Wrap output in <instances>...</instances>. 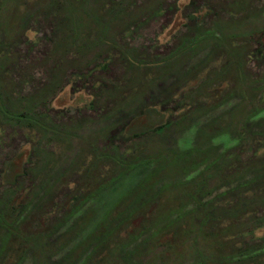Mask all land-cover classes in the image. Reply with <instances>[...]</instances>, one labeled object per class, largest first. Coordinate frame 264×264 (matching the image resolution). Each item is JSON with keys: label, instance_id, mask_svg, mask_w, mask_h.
<instances>
[{"label": "rangeland", "instance_id": "obj_1", "mask_svg": "<svg viewBox=\"0 0 264 264\" xmlns=\"http://www.w3.org/2000/svg\"><path fill=\"white\" fill-rule=\"evenodd\" d=\"M248 1V11L253 18L258 16L259 10L264 11V0ZM214 5L224 7L225 14L229 8L236 9L233 0H0V69L4 71L0 70V92L4 100L8 99L7 107L12 113H19L20 108L23 112L28 110L41 118L45 128L31 129L0 115V205L6 200L8 208L35 201L44 206L38 216L29 212L22 214L20 230L31 233L37 229L36 242L45 250L44 256L52 251L51 263L60 264L59 259H69L73 252V264L82 263L88 256L91 261L86 264H103L100 261L107 257L106 253H94L98 238L122 241L131 223L118 216L107 221V229L92 235L94 239L80 252L79 244L76 245L80 240L76 236L78 228L94 218L80 236L81 239L90 237L95 225L105 222L109 209L154 170L155 192L152 194L160 198L154 200L151 207L137 199L134 203L140 204V211L121 215H139L132 222H142L138 226L141 229L146 221L159 215L167 221L154 233H149L148 227L143 228L147 232L133 243L146 246L139 251L143 257H139L137 250L132 252L134 245L126 248V252H132V261L136 259V263L163 264L162 261L170 260L171 264H192L193 248L189 239L194 240V236L186 238L188 244L184 243L181 257H175L176 246L165 249L164 255L153 249L160 245L159 241L167 240L166 235L173 236L181 230L169 227V209H176L174 206L180 201L184 211L198 207L207 209V217L216 227L227 222L223 220L227 219L222 216L223 211L234 208L236 198H241L244 188L238 185L264 177V112L247 121V131L241 128L248 107L252 109L249 114L264 109V54L258 57L255 53L258 47L250 41L243 48L239 46V56L245 54L244 61L249 60L245 68L236 67V71L233 68L229 75L227 72L218 74L224 65L223 54L218 52L221 46L205 35L206 41L197 48L180 54L181 57L178 54L176 58H169L178 53L179 45L186 40L195 41L200 32L212 26L215 16L209 14L207 7ZM95 8L101 9L99 12L106 17L102 21L108 22L102 33V27L93 26L95 21L91 14L96 12ZM73 10L75 27L67 20ZM218 17L225 25L224 12ZM252 25L259 31L264 29V16ZM59 26L62 28L56 34L54 28ZM247 28L242 26L238 30L240 36L248 38L246 34L250 29ZM229 34L224 26L216 32L222 41ZM32 44L33 48L27 47ZM145 101L155 107L157 114L150 111L126 128L131 114L147 107ZM243 103L247 104L246 108ZM159 125L167 128L160 133H148ZM240 132L242 136L238 140ZM140 133L147 134L136 137ZM237 141H240L239 148ZM209 147L205 164H199V171L190 176L183 170L162 175L160 162L121 176L117 182L106 186L96 199L88 200L85 215L67 222L61 229L62 220L74 207L76 197L79 200L83 194L89 197L103 180L119 177L120 164L118 167L114 161H137L168 150L176 154L194 150L206 152ZM229 149L234 150V155L222 159L224 154L220 152ZM9 160L15 167L21 165L23 172L12 182L10 178L1 177ZM217 167L219 172L214 171ZM200 172L204 179L209 178L207 192L201 190L202 185L190 183L187 188L197 191L199 198L182 199L181 186L177 183ZM51 190L50 198L42 197L43 191ZM252 204L264 207V202ZM8 214H11L10 209ZM231 217L226 232L230 244L236 233L247 232L240 237L241 244H248L246 248L252 250L264 245V212H259L256 218L244 217L251 218L245 221L238 220L234 212ZM11 219L8 216L2 223L0 218V264H50L48 257L37 256L32 242L28 244L24 240L23 247L18 248L11 231L4 230ZM119 219L123 223L119 224ZM226 247L219 245L221 250L227 251ZM200 248L205 252L210 250L201 245ZM115 254L113 252L112 260H116ZM128 259L129 256L125 260Z\"/></svg>", "mask_w": 264, "mask_h": 264}, {"label": "trees", "instance_id": "obj_2", "mask_svg": "<svg viewBox=\"0 0 264 264\" xmlns=\"http://www.w3.org/2000/svg\"><path fill=\"white\" fill-rule=\"evenodd\" d=\"M232 1V0H229ZM250 1L248 0H233V4H235L236 9H228L229 11L225 14L226 9L222 6H218V5H214V6H209L207 7V11L209 12V14L214 15L215 19L214 22H212V26H210L208 29L203 30L202 32H200L197 37H195V41L194 40H186L183 45H179L178 48V53L175 54V56H170L169 58L172 57H177L180 54H184L186 51H188L189 49H195L197 48L198 44L203 43L202 41H206V39L204 38L205 35H208L211 41H216L218 45L221 46V48L218 49L219 53L223 54V58H224V65L221 66V70L218 71V74H220L221 72L223 73H228L229 75V71H231L233 68L236 71V67L237 69H244L246 64L248 63L249 60L244 61V55L239 56V52L240 49L243 48L244 46H247V44H250V41H252L253 43L256 44V46L258 47L255 50V53L257 54L258 57H260L262 54H264V29L262 30H257L253 27L252 23H257L260 21L261 17L264 16V11L259 10V14L256 18H253L249 11H248V6H249ZM241 4H245L243 5L241 8L239 7ZM96 10V12L93 14H91V16L93 17L94 25L96 27H102V32H104V28L108 27L107 24L108 22H103L102 20L105 19L106 17L103 15V12L100 13L99 10H101L100 8L98 9H93V11ZM226 16L227 18V22H225V25H222L223 22H219L218 20V16L220 14H223ZM238 12H240L238 14ZM68 13V12H67ZM69 14V13H68ZM97 14V15H96ZM71 18L67 19L68 22L70 23L71 26H76L74 22L75 19V11L73 10L72 13L70 14ZM100 15V16H99ZM217 15V16H216ZM67 18V16L65 17ZM88 17H86L87 19ZM188 21L190 23V19L188 18ZM61 22H64L63 20ZM191 24V23H190ZM64 26V25H63ZM221 26H224L226 30H228L231 34H229L228 37L224 36V40H219V38L216 36V32L217 30H219L221 28ZM249 27L247 29H250L249 32L246 34L248 38H246L245 36H240L238 30L241 29V27ZM62 28V26L58 27V28H54V31L56 32V34L58 33L57 31H59ZM57 29V30H56ZM63 30H66L65 28ZM67 31V30H66ZM236 31L238 33H236ZM103 34H101L102 36ZM125 35V34H124ZM194 41V42H193ZM225 42H227V46L225 45ZM187 44V47H184ZM239 46H242L239 49ZM28 48H33V44L27 45ZM246 48V47H245ZM179 54V55H178ZM182 54V55H183ZM180 55V57L182 56ZM2 72H4L2 69H0ZM203 72H201L202 74ZM210 73L212 74L213 71H210ZM197 78V76H196ZM2 82V81H1ZM23 84V83H22ZM22 84H20L21 86H23ZM147 90H150L148 88H146ZM232 91L234 92L235 90L232 87ZM20 93V92H18ZM226 96L228 97L229 95L226 93ZM225 96H223L224 98ZM135 98V97H134ZM5 98L2 97V94L0 92V115L2 116V118L11 121V122H15L18 123V125L21 124H25L27 126H29L31 129L32 128H37V129H41V130H45V128L43 127L41 121H40V117L38 116H33L31 113H29V111H25L23 112L22 110L18 109L19 113H16V111L14 113H12V111L9 110V108L7 107L8 105V99L4 100ZM145 105L143 108H140L138 110V112L134 113L133 115L131 114V119L129 121V123L125 126L126 128H128L129 125H131L132 123H135L136 121H138V119H140L139 117H143L146 114H148L150 111H154L155 107H150V105L148 103H146L145 101ZM243 105H245L243 103ZM247 105V104H246ZM246 105L243 108H246ZM242 108V109H243ZM248 111L246 112L245 115V119H244V125L241 128H244L245 131H247V121L251 120V119H255L257 117H259V115L264 112V109H260V110H255L253 111V113L249 114V111H251L252 109L250 107H248ZM155 112V111H154ZM156 113V112H155ZM157 114V113H156ZM248 118V119H247ZM20 123V124H19ZM164 125V124H163ZM167 126L165 125V128L162 125H159L158 127H156L155 129H150L151 132H148L150 135L154 134V132H162L164 129H166ZM48 129L46 128V131ZM50 132V131H48ZM55 132V131H54ZM136 134V133H135ZM147 133H140L137 134L136 137L138 136H143ZM30 134L26 135V139L27 136H29ZM149 135V136H150ZM217 136V135H215ZM241 132L238 134V136L236 137L238 140H241ZM240 141H237V146L236 147H240L238 145ZM210 147L206 149V152H201L199 150H194L192 152H188L185 154H176L172 151H163L161 152L159 155L156 156H150V157H140L137 159V161H128L127 163H117L116 161H114L113 163L120 164V172L121 174H119L118 178L116 176V179L114 180L113 178L105 181L103 180V182H101L100 184H98L91 192V195L88 197L86 196V194H83L81 197V200H79L76 196V203L74 204V207H72V209L68 210L67 212V217L62 220V224L61 229H63L67 224V222L70 221H76L77 219H79L80 217H82L83 215L86 214V212H84L87 208V204H88V200H94L96 199V197L98 195L101 194V191L108 185L114 184L115 182H117V179L121 178V176H125L128 175L130 173H132L135 169L141 167V166H148L154 163H158L160 162V174L163 172L165 175L167 176L168 173L174 174L175 171L178 170H183L184 173L186 175L190 174H194L197 171H199L200 167L199 164L203 165L204 163V158L208 155V152H210ZM221 154H224L222 159L227 160L230 155H234V150H224L220 152ZM220 154V155H221ZM218 157V156H217ZM13 160V158H12ZM196 163V164H195ZM225 166L226 163L224 162ZM5 169L2 172L1 177L3 178V180L6 178H10L11 180L9 182L14 181L17 177H19L21 174L23 175L22 172V166L21 165H17L15 167V165H13V162L11 160H9L5 165H4ZM21 166V167H20ZM16 168L17 172L19 171V173H16V170L10 173V169ZM208 167L210 169L209 166H205ZM174 171V172H172ZM214 171H220V169L217 167L216 169H214ZM153 170V172L149 171L148 174L145 176L144 179L141 180V182L137 183L133 188H131L130 190H128V192L120 199L116 202V204L109 209L108 214L106 219L103 221H100L97 225H95L96 227H94L90 234L91 236L88 237L87 239H81L80 236H82L83 232H85L90 224L92 223V221L94 220V218H92V220L90 222H88V224L86 225H82L81 227L78 228L77 230V235L79 237V242L76 241V245H78V250L79 252L81 250H84L85 245H87L89 242H91V240L94 239V236L96 233L100 234L104 231V229H107V225L106 222L107 221H111L112 219H114L116 216H118L117 218H122L123 220L127 221L126 223H131V227L130 230L128 231V233L126 234V237L124 240L122 241H117V242H111L108 239L104 240L103 237L101 239L98 238V241L96 243H98L97 247L95 248V254L99 253L101 254L106 253L107 257L102 258L100 263H106V264H143V261L136 263V259L135 261H132V252L136 251L139 252L141 251L143 248H146V246L142 247L139 246V244H133L137 239H139L143 234V232L145 231L143 228L148 227L149 229L147 231H149V233H154V230H157V228L161 225V223L166 222L167 218H163L160 215L158 216V218L150 220V221H146L147 223L143 225L142 229L138 228V226H141V223L138 222H132V221H136L137 217L139 215H136L135 217H126V216H122V215H132L135 211H140L138 210L140 208V204L137 206V204L134 203L135 200L139 199V201L145 202L147 204V206L151 207L153 205L152 202L154 200L159 199L160 197L156 194H152L154 193V182H155V176L154 174H156V172ZM203 173H198L195 177H189L187 176V178L183 181H179L177 184L179 186H181L179 188V195L180 197H182V199L185 200H189L190 198L193 199L195 198L196 200H198L199 195L196 194L197 191H193L189 190L187 187L190 183H194V185H202V189L204 190V192H207L205 190H207V185H206V181H208L209 178H205L202 175ZM160 176V175H159ZM158 180V179H156ZM218 180H220L218 178ZM226 180V177L224 179V181ZM203 184H200V183ZM8 183V182H7ZM239 187L244 188V191L241 193L242 196L241 198H236V204L235 207H230V208H226L223 211L222 216L223 217H227V219H223V220H227L221 222L220 224H218V226L214 227L215 222H213V220H210L209 217H207L209 215V211L206 210H201V207H198L197 209H190L188 211H184L181 208V201L179 203H177L174 207H176V209H172L170 208L169 211L167 212V216H168V223L170 224L169 227L173 226V227H180L181 230L180 232L178 231V233H174L173 236L171 234L166 235L167 240L166 241H162L159 244L160 245H156L153 249L157 250L158 254H165V249H171L173 246H176V251H175V257H181L182 255V251H183V245L184 243L187 242L188 244V239L186 240L187 237L189 236H194V240H190L189 239V245L193 248V260L192 262L195 264H208L206 263V261L211 260L213 263L211 264H264V245H260L258 247H254V249L249 250V248H246L247 245L246 244H241L243 243L242 239L240 238L241 236L244 237L242 234H246L247 232H241V233H236L233 238L235 240H233V238L231 240H233L232 244L229 243L230 239L227 238L226 239V235L228 232L227 229L229 230L230 226L228 225V219L232 218L231 214L232 212H234L235 215L238 216V220H248L251 218H244L247 216H251L252 218H256L257 214L259 212H264V207H255L256 205L252 204L253 202H264V177H256L253 179L245 180L243 181L240 185H238ZM55 188V187H54ZM241 188V189H242ZM200 190V191H201ZM44 194L42 197L48 199L52 196V192L51 191H43ZM207 194V193H206ZM210 194V193H208ZM245 194L247 195V197L245 196ZM26 196V195H25ZM32 198V197H31ZM6 202V204H8V202L6 200L1 201V205H0V218H1V222L4 223L5 221L3 219L7 218L8 216H11L12 219L10 221L7 222L6 226L7 228L4 230H9V232L11 231V233L14 235L13 238L16 239V243H18V248H22L23 247V241L25 240L28 244H30L31 242V246L32 248H34L37 251V256L39 257H43L44 255V251L41 249V247L39 246L40 243H37V239L39 238L37 236L38 231L37 229L34 230V232L31 233H25L22 232L20 230V225L21 222L23 221L22 218V214L24 213H32L33 215L35 214V216H38L37 214H39L38 212L42 211L44 206L42 204H40L39 201H35L32 204H27L26 206H24V204L22 203H18L17 206L15 207H6L7 205L4 203ZM52 206V205H51ZM147 206L145 208V211L147 210ZM10 209L11 214H8V211ZM27 211V212H26ZM258 212V213H257ZM122 214V215H121ZM121 215V217H120ZM134 215V214H133ZM22 216V217H21ZM95 217V216H94ZM213 217V216H212ZM39 218V217H38ZM125 218V219H124ZM201 219H203V221H201ZM231 220V219H230ZM138 221V220H137ZM160 222V223H159ZM225 222V223H224ZM248 222V221H247ZM118 223L121 224L123 223V221L121 219L118 220ZM189 223V224H188ZM137 224V225H136ZM125 225V224H123ZM195 225H198L195 227ZM119 226V225H118ZM128 226V225H127ZM186 227V228H184ZM124 232L126 231V228H124L123 230ZM145 231L144 234L147 232ZM171 235V236H169ZM109 236V234L107 235V237ZM111 236V235H110ZM110 236L108 238H110ZM77 237V238H78ZM96 239V238H95ZM24 241V242H25ZM37 241V242H36ZM174 243H178L177 245H173ZM221 244L223 246H227L229 248L226 247V250H221L219 248V245L221 246ZM230 244V245H228ZM238 244H240V247H238ZM135 246V248L133 249L132 252H126V248L130 247V246ZM200 245L202 247H207L210 248V250L208 252H205L203 250H201ZM236 246V247H233ZM246 248V249H245ZM108 249H112V252H110ZM125 251V252H123ZM151 251V249H150ZM113 252H116V260H112L113 259ZM137 252H135L134 254H136ZM102 253V254H103ZM141 252H139V257H143L141 256L142 254H140ZM143 253V251H142ZM145 254V253H144ZM97 257L99 256L98 254L96 255ZM129 256L128 260H125L126 257ZM145 256H147V253L145 254ZM156 256V253H155ZM160 256V255H159ZM158 256V257H159ZM209 256V257H207ZM46 257L45 259H47L48 257V263L50 264H57V263H51L50 257H52V251H49V253L44 256ZM101 257V255L99 256ZM117 257H119L121 260L117 259ZM134 257V256H133ZM174 257V258H175ZM207 257V258H204ZM138 259V258H137ZM169 259H173V258H169ZM142 260V259H141ZM59 261H62L60 264H73V261H75V255L72 252L71 253V258H67V259H59ZM89 261H91V258L85 257L84 261L80 264H86L89 263ZM262 261V262H261ZM161 262V259H160ZM163 264H171L170 260H166V262H163ZM192 263V264H193Z\"/></svg>", "mask_w": 264, "mask_h": 264}]
</instances>
